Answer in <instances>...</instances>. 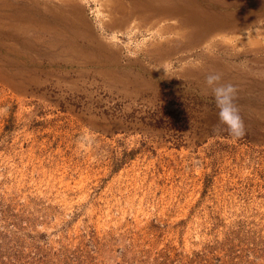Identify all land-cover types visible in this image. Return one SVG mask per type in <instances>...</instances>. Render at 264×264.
I'll list each match as a JSON object with an SVG mask.
<instances>
[{"label": "rangeland", "instance_id": "obj_1", "mask_svg": "<svg viewBox=\"0 0 264 264\" xmlns=\"http://www.w3.org/2000/svg\"><path fill=\"white\" fill-rule=\"evenodd\" d=\"M0 264H264V0H0Z\"/></svg>", "mask_w": 264, "mask_h": 264}, {"label": "clouds", "instance_id": "obj_2", "mask_svg": "<svg viewBox=\"0 0 264 264\" xmlns=\"http://www.w3.org/2000/svg\"><path fill=\"white\" fill-rule=\"evenodd\" d=\"M219 73H208L205 76V85L210 90L217 108L218 127L223 126L229 136L239 139L245 135L244 121L235 104L236 86L231 83H222Z\"/></svg>", "mask_w": 264, "mask_h": 264}]
</instances>
